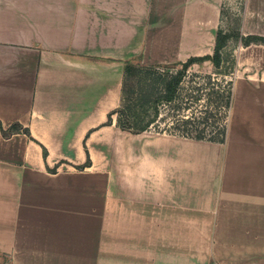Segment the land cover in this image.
I'll return each mask as SVG.
<instances>
[{
  "label": "crops",
  "instance_id": "1",
  "mask_svg": "<svg viewBox=\"0 0 264 264\" xmlns=\"http://www.w3.org/2000/svg\"><path fill=\"white\" fill-rule=\"evenodd\" d=\"M222 1L0 0L8 264H264V44L241 46L255 73L236 61L223 143L105 125L120 61L211 54ZM246 4L241 33L264 37V0Z\"/></svg>",
  "mask_w": 264,
  "mask_h": 264
},
{
  "label": "trees",
  "instance_id": "2",
  "mask_svg": "<svg viewBox=\"0 0 264 264\" xmlns=\"http://www.w3.org/2000/svg\"><path fill=\"white\" fill-rule=\"evenodd\" d=\"M231 40L243 47L255 43L264 44V37L243 35L239 27L227 31L219 27L215 31L211 54L191 56L185 61L169 65L144 64L141 60L137 62L132 59L124 61L119 103L107 115L105 125H111L115 117V126L118 129L133 134L154 132L223 143L233 99V72L236 67V59L231 61L225 54ZM206 62L211 65L214 76H222L220 81L212 74L188 73L193 65L201 66ZM230 62L228 73H220ZM175 67L178 68L174 69ZM186 79H191L189 87L184 86ZM193 79H202V82ZM200 102L204 105L199 117H177L172 122H167L166 116L169 113L162 112L167 108L177 113L180 109H190ZM200 124L210 125L208 138L204 136L207 129L198 126ZM14 132L29 135L28 130L17 123L12 124L6 131L2 130L4 136ZM89 163L88 159L83 167Z\"/></svg>",
  "mask_w": 264,
  "mask_h": 264
},
{
  "label": "rangeland",
  "instance_id": "3",
  "mask_svg": "<svg viewBox=\"0 0 264 264\" xmlns=\"http://www.w3.org/2000/svg\"><path fill=\"white\" fill-rule=\"evenodd\" d=\"M250 6H248L246 4V0H223L222 4H221V22H220V28L223 30H229V29H234L239 27L241 30V27L243 25V21L246 20V31L248 30H252L253 26L255 24L254 22V16L252 13H247L245 15V10H255V4H249ZM251 12V11H250ZM225 54H227L229 56V60L232 61V59H236V61L240 62V66L238 68L239 70V75L242 76V74H248V73H255V46L249 49H244L243 47H241V45L233 40H231L226 49H225ZM128 59H132L134 61H139L141 60V52H137L136 54L131 55ZM120 61L123 62L126 61ZM118 62V61H117ZM142 63L144 64H149L146 62H143L141 60ZM173 62H169L166 63L164 65H169ZM121 65H117V70L116 73L119 75V73L122 74L123 76V71L121 69ZM229 67H231V62L227 64V66H225L223 69L220 70V73H228ZM178 67H175L174 69H176ZM237 69V68H236ZM236 69L234 70L233 73H236ZM188 73H198L201 75L204 74H212L213 69L211 67V65L209 63H204L201 66L198 65H193L189 70ZM213 75V74H212ZM214 76V75H213ZM216 77L215 79H217L218 81H220L222 79V76H214ZM118 78V77H117ZM122 78V77H121ZM196 82H202V79L198 80V79H193ZM188 81V83H187ZM189 84H191V79H186V82L184 83V86H188ZM189 87V86H188ZM203 102H200L198 104H195L192 108L190 109H186L183 108L182 110L180 109L179 112H172L170 110H168L167 108H164V110L162 111L169 113L166 116L167 122H172L175 118L177 117H186V116H190V117H199L202 115V109H203ZM174 115V116H173ZM200 127H204L206 130V133L204 134V136L206 138L209 137V132L208 129H210V125L209 124H200L198 125ZM106 131V130H105ZM117 131V130H116ZM106 134V137L109 136V131L107 132H103ZM111 133V131H110ZM151 134H154V132H151ZM150 134V135H151ZM99 149L106 153L107 150V144L105 143V140H101L99 143ZM0 264H8V259L4 256L0 255Z\"/></svg>",
  "mask_w": 264,
  "mask_h": 264
}]
</instances>
